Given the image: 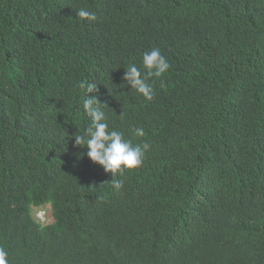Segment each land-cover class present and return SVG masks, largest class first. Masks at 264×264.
Instances as JSON below:
<instances>
[{"label": "trees", "instance_id": "obj_1", "mask_svg": "<svg viewBox=\"0 0 264 264\" xmlns=\"http://www.w3.org/2000/svg\"><path fill=\"white\" fill-rule=\"evenodd\" d=\"M154 48L170 68L148 101L122 77ZM80 82L109 130L149 145L119 190L74 146ZM0 248L8 264H264V0H0Z\"/></svg>", "mask_w": 264, "mask_h": 264}, {"label": "clouds", "instance_id": "obj_2", "mask_svg": "<svg viewBox=\"0 0 264 264\" xmlns=\"http://www.w3.org/2000/svg\"><path fill=\"white\" fill-rule=\"evenodd\" d=\"M76 15L80 18L81 22H91L97 19L96 12L84 8L79 9ZM169 68L170 64L161 54L160 49L154 48L143 54L141 67H137L135 64L130 65L125 70L122 79L125 82L124 85L130 86V89L135 90L145 100L150 101L153 98L154 90L152 85L148 83V78H159ZM96 85L97 83L94 82H80L78 85L83 90V111L89 118L90 123L82 135H74L72 139H74L75 147L87 149L86 156L92 163L100 166L105 173L111 174L112 179L110 182L116 190H119L122 187V182L114 179V177L123 175L125 171L140 167L143 163L145 150L148 149L149 145L147 143L133 145L130 141L123 138L121 132L109 130L105 113L100 110L99 106L101 103L95 95L98 91ZM90 93L93 95L90 96ZM121 117L123 118L122 114ZM134 135L138 137L143 136V129L137 128ZM46 206L39 207L38 209L34 208L33 210L35 212L41 211ZM35 212L33 213L34 219ZM49 212L52 223L50 207ZM36 222L46 225L41 220ZM7 256L8 253L3 248H0V264H8Z\"/></svg>", "mask_w": 264, "mask_h": 264}, {"label": "rangeland", "instance_id": "obj_3", "mask_svg": "<svg viewBox=\"0 0 264 264\" xmlns=\"http://www.w3.org/2000/svg\"><path fill=\"white\" fill-rule=\"evenodd\" d=\"M35 212V210H33V213ZM35 219L36 221H40L44 222V224H50L51 223V217H50V212H49V207L46 206L45 209L41 210V211H36L35 212Z\"/></svg>", "mask_w": 264, "mask_h": 264}]
</instances>
